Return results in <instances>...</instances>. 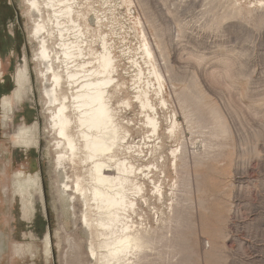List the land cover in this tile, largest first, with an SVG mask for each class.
<instances>
[{"label": "rangeland", "instance_id": "374dc122", "mask_svg": "<svg viewBox=\"0 0 264 264\" xmlns=\"http://www.w3.org/2000/svg\"><path fill=\"white\" fill-rule=\"evenodd\" d=\"M68 3L83 48L99 52L104 41L114 59L112 103L126 146L116 159L132 165L126 186L141 187L128 191L134 205L111 224V236L128 227L144 246L109 260L102 242L110 236H89L79 202L61 205L32 17L25 0H0V264H264V0ZM49 42H59L54 29ZM24 58L32 93L17 101ZM36 122L38 147L14 146L18 127ZM36 172L44 206L33 189L18 194Z\"/></svg>", "mask_w": 264, "mask_h": 264}, {"label": "bare ground", "instance_id": "6f19581e", "mask_svg": "<svg viewBox=\"0 0 264 264\" xmlns=\"http://www.w3.org/2000/svg\"><path fill=\"white\" fill-rule=\"evenodd\" d=\"M25 2L33 22L30 36L38 44L34 59L38 61L41 94L49 110L48 131L53 133L54 139L59 201L64 208L70 205V210L74 209L75 202H79L83 208L80 210V220L89 236L95 232L110 236L102 242L106 247L105 256L109 260L125 258L131 250H139L144 246L143 238L129 232L128 227H124L118 236L112 237L109 227L121 211L133 207L134 201L128 191L138 194L141 187L136 184L126 186L133 172L132 165H127L126 159H116L117 150L126 149V146L122 144L125 134L120 136L112 103L118 86L113 82L116 72L114 59L104 41L99 52L83 48L79 39L82 35L81 25L71 18L73 4L68 3L70 0ZM46 8L52 10L51 15H47ZM53 29L59 36L56 44L49 42ZM144 46L146 55L151 56L147 44L144 43ZM152 72L159 80L154 62ZM15 80L17 87L13 97L20 101L25 93H32L26 58ZM137 98L142 108L153 112L154 108L146 94H140ZM146 120L152 132H155L158 123L154 114H147ZM38 131L37 122L30 126L23 124L18 127L11 141L14 146L24 149L38 147ZM67 168L73 170L71 176ZM30 189L35 191L44 206L43 184L37 172L26 176L23 184H18V194L22 195L23 191L28 192ZM28 205L29 212H32L33 201H29ZM44 241L49 250L51 240L48 233ZM87 248L92 256H96L92 240L88 242Z\"/></svg>", "mask_w": 264, "mask_h": 264}]
</instances>
